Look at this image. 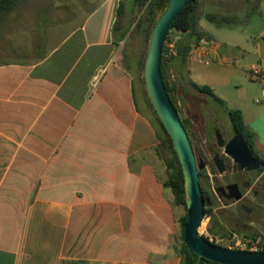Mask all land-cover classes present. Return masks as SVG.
I'll use <instances>...</instances> for the list:
<instances>
[{
	"label": "crops",
	"instance_id": "0c3cea01",
	"mask_svg": "<svg viewBox=\"0 0 264 264\" xmlns=\"http://www.w3.org/2000/svg\"><path fill=\"white\" fill-rule=\"evenodd\" d=\"M137 7L22 0L0 15V264H183L184 213L135 59L122 52ZM219 45L242 63L177 56L167 73L230 68L244 87L233 109L264 158V86L248 75L264 69V29Z\"/></svg>",
	"mask_w": 264,
	"mask_h": 264
},
{
	"label": "rangeland",
	"instance_id": "374dc122",
	"mask_svg": "<svg viewBox=\"0 0 264 264\" xmlns=\"http://www.w3.org/2000/svg\"><path fill=\"white\" fill-rule=\"evenodd\" d=\"M262 0H199V16L200 26L207 35L217 43L224 44L236 42L240 38L248 37L257 39L261 31L264 29V6H259ZM25 7H31L25 6ZM207 13L232 14L238 17V23L233 26L217 27L205 19ZM143 11L139 7L136 8L131 19L128 21L130 30L126 39L122 44V52L128 59H135L137 65L138 78L141 81L142 91L146 107L150 110L157 122L155 110L150 103L146 90L144 79V66L149 49L150 37L148 35L150 26L148 23L139 28L138 22L142 17ZM180 34L173 30L170 33V40L178 37ZM239 55V53H236ZM240 57V56H239ZM242 63L240 57L239 66ZM189 67L194 72L189 74L185 68L172 73H167L171 83L176 84L175 98L179 108V116L181 120L188 122V135L195 153L197 162H203L206 166V175L212 184L214 194L218 199V207L215 208L216 218H204L199 229L203 237L209 238L211 242H215L217 246L230 249L236 239H260L264 240V192L262 197H253L248 194L244 205L251 209L248 214L242 211L240 203L233 204L232 201H225L217 189L226 187L227 184L233 182L231 176V168L233 160H225L226 172L220 174L214 164L216 156L224 157L225 146L233 136L234 132L231 127L228 114L225 109L221 108L213 102V100L205 95L200 94L193 89L191 82L200 86L207 85L212 88L214 93L225 101L226 109H233L236 102L241 99V92L244 94V87H235L231 83L230 68L226 67H210L190 63ZM203 70H199L198 68ZM260 93L259 91L256 92ZM255 92H245L250 104L256 99ZM220 136L221 144L218 142ZM262 172H254L250 179L255 180V176H260ZM264 179V173H263ZM263 189H264V183ZM182 208V207H181ZM184 215L186 211L182 208ZM223 223L224 230L221 235L213 236L208 232L209 227H218L217 222ZM242 234V235H241Z\"/></svg>",
	"mask_w": 264,
	"mask_h": 264
},
{
	"label": "water",
	"instance_id": "95a60500",
	"mask_svg": "<svg viewBox=\"0 0 264 264\" xmlns=\"http://www.w3.org/2000/svg\"><path fill=\"white\" fill-rule=\"evenodd\" d=\"M193 1L169 0L167 8L157 20L151 33L144 66V79L148 97L173 142L184 176L187 209L184 244L190 253L198 256L199 260L205 259L215 264H264V252L223 248L209 242L199 232L204 219L205 208L199 171L205 167V164L197 162L189 135L170 99L161 71L163 47L167 35L182 11L191 5ZM225 154L231 157L242 169L252 171L259 170L262 167L261 161L255 158L249 146L239 134H236L227 144ZM214 163L218 172L223 174L225 165L221 157L216 156ZM225 189V187H219L217 192L225 191ZM227 190L230 192V199L234 202L241 201L242 194L237 184L228 185Z\"/></svg>",
	"mask_w": 264,
	"mask_h": 264
},
{
	"label": "trees",
	"instance_id": "16d2710c",
	"mask_svg": "<svg viewBox=\"0 0 264 264\" xmlns=\"http://www.w3.org/2000/svg\"><path fill=\"white\" fill-rule=\"evenodd\" d=\"M20 1L22 0H0V15L4 12H8L14 9V7ZM168 3L169 0H138V5L143 11L142 17L140 18L137 24L138 27L141 28L144 25V23H148L150 26L148 35H150L153 31L154 26L156 25L157 20L167 8ZM204 17L208 22L214 24L219 28L224 26H233L238 23V17L232 14L207 13ZM200 20L201 18L199 16V0H194L191 5H189L182 11L180 16L172 25L163 47L162 65H161L162 76L167 92L170 96V99L173 105L175 106L176 110L178 111V113H179V108L177 106V100L174 94L176 90L175 89L176 84L171 83L169 77L167 76L168 74H167L166 66L167 63L172 61L177 56H180L183 59V62L186 63L189 57V52L192 49V46L200 43L203 39L210 38L207 35V33L201 28ZM173 30L177 31L180 35H182V37L176 41L175 44L176 55H174L173 58L167 60L165 58L166 42H168L169 35ZM191 85L193 89H195L197 92L209 96L215 104L225 109V112L228 114V118L233 131L237 132L239 135L243 137L245 143L249 146L253 155L261 161L262 167L260 169V172L264 173V158H261L255 150V139H256L255 134L245 124L241 111L237 109H226L225 101L219 98L214 93L211 87L207 85L200 86L193 82H191ZM156 117L159 123L158 129L161 138L160 153L164 157L168 167V181L166 185L172 190L174 194L175 204L179 207H182L186 211V214L181 219V225L184 232V227L185 224L187 223L184 176L178 156L173 147V142L157 114ZM182 122L186 131L188 132V127H187L188 122L185 120H182ZM206 174L207 173L205 166L202 170L199 171L202 192L205 198L204 218H210L212 220L213 218H216L215 208L218 207V199L214 194V190L212 189V184L209 181V178ZM217 223H218L217 228H214L212 226L208 228V232L213 236L221 235L224 230L222 221L221 222L219 221ZM206 239L209 242H211L209 238ZM211 243L215 244V242H211ZM180 254L182 256L183 264H215L205 259L199 260L196 254L190 253L187 250V247L184 243L182 244V247L180 249Z\"/></svg>",
	"mask_w": 264,
	"mask_h": 264
},
{
	"label": "built area",
	"instance_id": "2783aa9c",
	"mask_svg": "<svg viewBox=\"0 0 264 264\" xmlns=\"http://www.w3.org/2000/svg\"><path fill=\"white\" fill-rule=\"evenodd\" d=\"M179 39L175 37L173 40L166 42L165 58L171 59L176 55L175 44ZM220 45L215 40L203 39L200 43L193 45L189 52L190 58L200 64L211 65L219 58L224 64L235 65L240 59L231 58L227 55H219ZM249 78L253 81L260 82L264 86V69L261 67H253L249 71ZM230 249L250 252H264V240L260 239H236Z\"/></svg>",
	"mask_w": 264,
	"mask_h": 264
},
{
	"label": "flooded vegetation",
	"instance_id": "af4514ba",
	"mask_svg": "<svg viewBox=\"0 0 264 264\" xmlns=\"http://www.w3.org/2000/svg\"><path fill=\"white\" fill-rule=\"evenodd\" d=\"M236 134H238V133L237 132H234L232 138L227 143L223 144V146L226 147L227 144L233 139V137ZM217 137H218V142L221 144V141H220L221 138H220V136L218 135ZM223 155H224V157H221V159L224 162L225 172H226L227 168H226L225 160H231V157H229V156H227L225 154V150H224ZM260 169L259 170L248 171L246 169H242L238 164H236L235 162H233V166L231 168L230 174H231V176H233V179L234 180H233L232 183L226 185L225 191H219V194L221 195V197L225 201L230 200V201H232L233 204L240 203V205L242 207V211H244L245 214H248L251 211V209H249L248 207H246L244 205V203H243V201H245V199L247 198L248 194L251 193L253 195V197L256 198V197H259V196L262 197L261 196V193L264 192L263 185H262L264 183L263 173L260 176H257V177L255 176V180L254 179H250V177L252 176V173H254V172H260ZM231 184H237L239 186V190H240V192L242 194L241 201L234 202L232 199L229 198L230 192L227 190V186L228 185H231Z\"/></svg>",
	"mask_w": 264,
	"mask_h": 264
}]
</instances>
